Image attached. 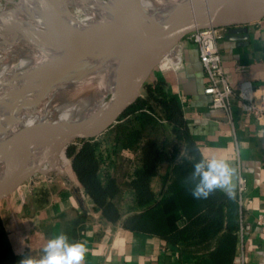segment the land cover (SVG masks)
Wrapping results in <instances>:
<instances>
[{
	"label": "crops",
	"instance_id": "1",
	"mask_svg": "<svg viewBox=\"0 0 264 264\" xmlns=\"http://www.w3.org/2000/svg\"><path fill=\"white\" fill-rule=\"evenodd\" d=\"M242 33L247 38L231 39L225 30L219 40L225 76L234 89L250 81L256 93L264 92V18L245 25ZM176 53L178 58H168L167 67L159 65L150 78L164 81L180 101L201 159H223L235 169L231 194L238 175L245 178L242 210L251 227L239 251L244 264H264V124L247 116L236 96L229 123L225 111L212 108L204 93L205 71L197 45L185 37ZM153 186L158 190L159 182ZM0 217L17 264L26 255L39 258L47 241L60 233L70 242L86 243L84 264H180L176 248L159 237L107 221L75 175L72 181L67 174L49 171L27 180L0 199Z\"/></svg>",
	"mask_w": 264,
	"mask_h": 264
},
{
	"label": "trees",
	"instance_id": "2",
	"mask_svg": "<svg viewBox=\"0 0 264 264\" xmlns=\"http://www.w3.org/2000/svg\"><path fill=\"white\" fill-rule=\"evenodd\" d=\"M122 115L125 122L107 133L105 156L92 141L66 149L74 175L103 217L159 237L176 248L180 264H235L242 207L235 194L221 189L206 199L192 196L200 183L194 165L202 159L180 101L164 81L149 78L144 95ZM0 264H17L1 217Z\"/></svg>",
	"mask_w": 264,
	"mask_h": 264
},
{
	"label": "water",
	"instance_id": "3",
	"mask_svg": "<svg viewBox=\"0 0 264 264\" xmlns=\"http://www.w3.org/2000/svg\"><path fill=\"white\" fill-rule=\"evenodd\" d=\"M106 1L117 18L109 26L93 30L98 35L85 33L82 24L69 31L47 29L44 33L46 38L66 41L79 52L64 64L65 72L79 71L88 63L116 69L104 107L50 131L11 133L5 119H0V199L38 175L49 171L66 175L58 163L59 153L66 155L69 146L93 141L112 127L139 99L155 68L188 34L222 27L228 38L245 39L244 26L264 18V0H156V9L145 0ZM50 162L59 165L47 169Z\"/></svg>",
	"mask_w": 264,
	"mask_h": 264
},
{
	"label": "bare ground",
	"instance_id": "4",
	"mask_svg": "<svg viewBox=\"0 0 264 264\" xmlns=\"http://www.w3.org/2000/svg\"><path fill=\"white\" fill-rule=\"evenodd\" d=\"M50 1L49 5L56 6L60 14L59 17L45 16L50 21L45 27L36 25L13 3L0 11V119H5L3 123L11 133L50 131L98 111L104 107L116 76L115 68L102 69L91 63L79 71L65 72L64 64L79 52L64 40L44 36L47 29L69 31L78 24L84 26L88 35H98L99 32L93 30L107 27L117 18L108 2ZM145 2L151 8L159 7L156 0ZM175 57L176 47L160 66L167 67L168 58ZM67 160L61 151L58 163L73 181V169L69 168ZM58 163L50 162L46 168L54 169Z\"/></svg>",
	"mask_w": 264,
	"mask_h": 264
},
{
	"label": "built area",
	"instance_id": "5",
	"mask_svg": "<svg viewBox=\"0 0 264 264\" xmlns=\"http://www.w3.org/2000/svg\"><path fill=\"white\" fill-rule=\"evenodd\" d=\"M225 30L222 27H208L195 30L186 36L198 48L199 59L205 71L204 93L209 95L212 108L225 111L229 123H232L231 100L236 96L240 99L241 109L245 114L251 116L257 124H264V92L256 93L257 89L250 81H243L237 89H234L225 76L219 50V40L223 37ZM245 188V178L239 174L235 195L241 207L243 206ZM256 222L262 224L261 218H258ZM250 227L251 224L242 216L238 230L240 243L243 240L244 232ZM234 263L244 264L241 251H238L235 256Z\"/></svg>",
	"mask_w": 264,
	"mask_h": 264
},
{
	"label": "clouds",
	"instance_id": "6",
	"mask_svg": "<svg viewBox=\"0 0 264 264\" xmlns=\"http://www.w3.org/2000/svg\"><path fill=\"white\" fill-rule=\"evenodd\" d=\"M194 169V175L200 176V183L192 192L194 198L206 199L216 189L231 195L235 169L225 160L212 157L197 162ZM87 253L86 243L70 242L66 234L60 233L47 241L39 258L26 255L19 264H84Z\"/></svg>",
	"mask_w": 264,
	"mask_h": 264
},
{
	"label": "rangeland",
	"instance_id": "7",
	"mask_svg": "<svg viewBox=\"0 0 264 264\" xmlns=\"http://www.w3.org/2000/svg\"><path fill=\"white\" fill-rule=\"evenodd\" d=\"M50 2H51L50 0H15V1L14 0H0V11L7 4L13 3L14 5L20 7L23 10L24 15L32 19L36 25L38 26L41 25L40 27H45L50 22L47 17L45 18V16L48 15L49 17H59L58 15L60 14L56 6L49 5ZM65 3L67 5H70L69 1H66ZM9 20H13V19H9ZM142 95H144V89H143L141 96ZM155 114L159 116L160 110L158 108H155ZM127 117L128 116L121 115L118 118V121L112 127H110L108 130H106L105 132L97 136L92 141V142H96V144L98 145V153H103L104 156H105V153H108V147H110V137L107 136L108 131H110L115 125L125 122ZM164 125H165V128L163 130L164 132L163 138L166 137L164 145H165V148L171 152L170 138H167L169 127L166 125V123H164ZM67 163L69 165V168L71 169L69 159L67 160Z\"/></svg>",
	"mask_w": 264,
	"mask_h": 264
}]
</instances>
